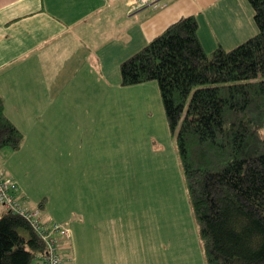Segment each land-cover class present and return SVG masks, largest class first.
I'll return each instance as SVG.
<instances>
[{
  "label": "rangeland",
  "instance_id": "374dc122",
  "mask_svg": "<svg viewBox=\"0 0 264 264\" xmlns=\"http://www.w3.org/2000/svg\"><path fill=\"white\" fill-rule=\"evenodd\" d=\"M118 81L71 96L70 113L28 119L36 124H26L23 146L0 149V168L54 223H68L76 241L89 239L88 260L207 264L160 85ZM102 231L107 253L89 238Z\"/></svg>",
  "mask_w": 264,
  "mask_h": 264
},
{
  "label": "trees",
  "instance_id": "16d2710c",
  "mask_svg": "<svg viewBox=\"0 0 264 264\" xmlns=\"http://www.w3.org/2000/svg\"><path fill=\"white\" fill-rule=\"evenodd\" d=\"M248 1L259 30L235 49L209 54L190 15L121 65L122 85H160L207 264H264V0ZM25 139L0 94V149ZM45 250L23 215L0 216V264Z\"/></svg>",
  "mask_w": 264,
  "mask_h": 264
},
{
  "label": "crops",
  "instance_id": "0c3cea01",
  "mask_svg": "<svg viewBox=\"0 0 264 264\" xmlns=\"http://www.w3.org/2000/svg\"><path fill=\"white\" fill-rule=\"evenodd\" d=\"M190 15L198 18L199 38L209 54L219 47L235 49L259 30L248 0H156L143 7L135 0H0V94L6 112L24 133L26 124H36L28 119L66 112L71 96L100 94L104 79L120 85L122 62ZM115 77V83L109 81ZM23 195L37 207L24 190ZM5 211L0 207V216ZM97 235L89 236L93 249L102 241L106 252L110 234ZM77 237L61 241L62 264H102L101 257L87 259L89 239ZM124 256L111 259L131 261ZM42 258L38 254L36 262Z\"/></svg>",
  "mask_w": 264,
  "mask_h": 264
},
{
  "label": "built area",
  "instance_id": "2783aa9c",
  "mask_svg": "<svg viewBox=\"0 0 264 264\" xmlns=\"http://www.w3.org/2000/svg\"><path fill=\"white\" fill-rule=\"evenodd\" d=\"M135 1L139 3L140 7H143L147 4H154L156 0ZM0 207L5 208L6 211L23 215L31 223L32 228L38 233L43 243L46 244L43 258L36 264H62L65 261L61 241L72 236L70 227L65 224L46 221L44 211L39 207H31L23 195V190L20 189L18 182L13 177L7 176L1 168Z\"/></svg>",
  "mask_w": 264,
  "mask_h": 264
}]
</instances>
